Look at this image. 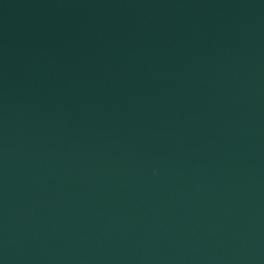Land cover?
Wrapping results in <instances>:
<instances>
[{
	"label": "water",
	"instance_id": "water-1",
	"mask_svg": "<svg viewBox=\"0 0 264 264\" xmlns=\"http://www.w3.org/2000/svg\"><path fill=\"white\" fill-rule=\"evenodd\" d=\"M0 264H264V0H0Z\"/></svg>",
	"mask_w": 264,
	"mask_h": 264
}]
</instances>
